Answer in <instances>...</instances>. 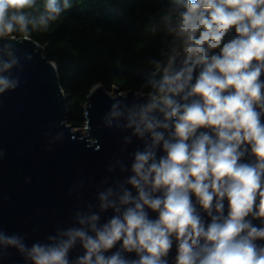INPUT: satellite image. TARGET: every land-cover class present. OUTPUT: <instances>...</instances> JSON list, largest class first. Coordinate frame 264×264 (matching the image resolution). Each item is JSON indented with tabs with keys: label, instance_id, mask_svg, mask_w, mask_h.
<instances>
[{
	"label": "clouds",
	"instance_id": "obj_1",
	"mask_svg": "<svg viewBox=\"0 0 264 264\" xmlns=\"http://www.w3.org/2000/svg\"><path fill=\"white\" fill-rule=\"evenodd\" d=\"M71 6L0 0V38L46 30ZM149 28L167 50L149 60L144 102L117 101L107 118L132 130L126 144L144 141L131 175L98 193L99 212H77L79 227L30 248L0 231V252L30 264H168L175 244L174 264H264V0H171ZM15 64L0 56V92L16 87L4 75ZM77 243L84 254L70 262Z\"/></svg>",
	"mask_w": 264,
	"mask_h": 264
},
{
	"label": "water",
	"instance_id": "obj_2",
	"mask_svg": "<svg viewBox=\"0 0 264 264\" xmlns=\"http://www.w3.org/2000/svg\"><path fill=\"white\" fill-rule=\"evenodd\" d=\"M6 45L11 47L5 49ZM0 56L16 60L4 75L17 82L14 89L0 92V231L22 237L30 248L37 242L48 243V237L58 231L79 227L75 214L88 212L89 206L99 212L98 193L131 175L133 153L143 150L144 141L133 136L126 144L132 130L123 121L116 127L113 120L109 127L107 118L117 101L131 106L143 103L144 98L133 89L122 93L114 87L112 94L100 83L93 85L84 103L81 129L86 134H82L69 123L57 65L47 58L42 45L29 36L0 38ZM118 162L127 170L121 172ZM113 214L111 209L100 213V224ZM156 215L149 210L150 218ZM201 215L208 222L206 214ZM257 243L264 245V241ZM83 254L77 243L69 252L70 262ZM125 255L135 259V254ZM175 255L173 244L168 264H174ZM0 264L30 262L15 248H8L0 252Z\"/></svg>",
	"mask_w": 264,
	"mask_h": 264
},
{
	"label": "trees",
	"instance_id": "obj_3",
	"mask_svg": "<svg viewBox=\"0 0 264 264\" xmlns=\"http://www.w3.org/2000/svg\"><path fill=\"white\" fill-rule=\"evenodd\" d=\"M45 0H37L42 11ZM57 21L28 36L44 47L57 65L67 97L69 123L85 125L84 103L93 85L108 92H147L142 87L154 71L149 63L167 50L163 32L153 34L149 20L171 0H69ZM16 37L24 34L14 33ZM170 39V38H169Z\"/></svg>",
	"mask_w": 264,
	"mask_h": 264
},
{
	"label": "rangeland",
	"instance_id": "obj_4",
	"mask_svg": "<svg viewBox=\"0 0 264 264\" xmlns=\"http://www.w3.org/2000/svg\"><path fill=\"white\" fill-rule=\"evenodd\" d=\"M110 93L113 94V91H110ZM122 93H124V92H122ZM81 128H83V127H81ZM81 128L76 127V129H80V131H81L82 134H86V132L83 129H81Z\"/></svg>",
	"mask_w": 264,
	"mask_h": 264
}]
</instances>
